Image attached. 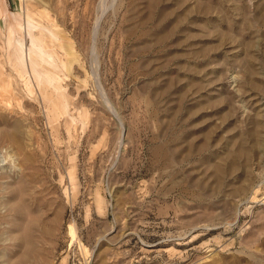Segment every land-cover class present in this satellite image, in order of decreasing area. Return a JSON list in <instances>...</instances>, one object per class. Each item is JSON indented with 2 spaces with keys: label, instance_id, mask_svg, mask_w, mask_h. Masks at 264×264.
Returning a JSON list of instances; mask_svg holds the SVG:
<instances>
[{
  "label": "rangeland",
  "instance_id": "1",
  "mask_svg": "<svg viewBox=\"0 0 264 264\" xmlns=\"http://www.w3.org/2000/svg\"><path fill=\"white\" fill-rule=\"evenodd\" d=\"M0 264H264V0H0Z\"/></svg>",
  "mask_w": 264,
  "mask_h": 264
},
{
  "label": "bare ground",
  "instance_id": "2",
  "mask_svg": "<svg viewBox=\"0 0 264 264\" xmlns=\"http://www.w3.org/2000/svg\"><path fill=\"white\" fill-rule=\"evenodd\" d=\"M256 134H257V133H256ZM259 135H260V134H258V137H259ZM256 136H257V135H256ZM258 139H259V140L257 141V143L260 144V143H261V142H260V139H261V138H258ZM240 150H241V149H240ZM241 153H242V151H241ZM243 153L245 154V151H243ZM237 189H239V188H236V190H237ZM241 189H242V188H241ZM244 189H245V188H244ZM242 190H243V189H242ZM239 191H241V190H239ZM239 191H238V192H239ZM238 192H237V193H238Z\"/></svg>",
  "mask_w": 264,
  "mask_h": 264
}]
</instances>
